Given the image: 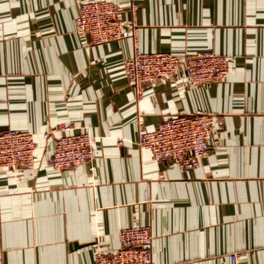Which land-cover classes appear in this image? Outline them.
<instances>
[{"label": "crops", "instance_id": "crops-1", "mask_svg": "<svg viewBox=\"0 0 264 264\" xmlns=\"http://www.w3.org/2000/svg\"><path fill=\"white\" fill-rule=\"evenodd\" d=\"M109 1L125 20L137 5L136 37L89 44L77 0H0V131L32 132L37 157L0 166V264H92L93 242L117 249L120 230L138 225L151 227L160 264H264V0ZM136 44L212 50L230 71L138 94L123 67ZM199 109L224 125L197 168L138 146L141 127ZM61 125L96 137L90 162L51 166L55 136L44 133Z\"/></svg>", "mask_w": 264, "mask_h": 264}, {"label": "built area", "instance_id": "built-area-1", "mask_svg": "<svg viewBox=\"0 0 264 264\" xmlns=\"http://www.w3.org/2000/svg\"><path fill=\"white\" fill-rule=\"evenodd\" d=\"M77 1L75 31L89 44L136 37V4L131 5L134 17L125 20L121 17V8L112 1ZM123 67L129 83L141 94L147 85L159 80L173 82L181 73L193 85L224 81L230 71V61L227 56L212 50L176 55L167 51H143L136 44ZM223 125L222 114L206 110L174 114L154 129L141 127L137 144L150 151L156 160H168L183 168H197L215 148L214 133ZM44 135L55 136L49 163L57 170L73 169L94 158L97 139L87 130L75 132L71 126L61 125ZM35 148L32 132L16 128L1 130L0 166L12 169L34 166L37 161ZM154 238L149 225L123 227L117 249L107 251L99 241L92 243L95 249L92 264H160L153 258Z\"/></svg>", "mask_w": 264, "mask_h": 264}]
</instances>
